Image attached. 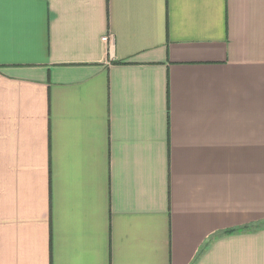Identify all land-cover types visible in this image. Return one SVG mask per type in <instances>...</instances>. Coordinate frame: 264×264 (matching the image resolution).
Listing matches in <instances>:
<instances>
[{
    "label": "crops",
    "instance_id": "obj_1",
    "mask_svg": "<svg viewBox=\"0 0 264 264\" xmlns=\"http://www.w3.org/2000/svg\"><path fill=\"white\" fill-rule=\"evenodd\" d=\"M0 264H264V0H2Z\"/></svg>",
    "mask_w": 264,
    "mask_h": 264
},
{
    "label": "built area",
    "instance_id": "obj_2",
    "mask_svg": "<svg viewBox=\"0 0 264 264\" xmlns=\"http://www.w3.org/2000/svg\"><path fill=\"white\" fill-rule=\"evenodd\" d=\"M102 42L109 45V51L111 50L113 39L111 36L102 38Z\"/></svg>",
    "mask_w": 264,
    "mask_h": 264
},
{
    "label": "snow or ice",
    "instance_id": "obj_3",
    "mask_svg": "<svg viewBox=\"0 0 264 264\" xmlns=\"http://www.w3.org/2000/svg\"><path fill=\"white\" fill-rule=\"evenodd\" d=\"M0 2H2V0H0Z\"/></svg>",
    "mask_w": 264,
    "mask_h": 264
}]
</instances>
